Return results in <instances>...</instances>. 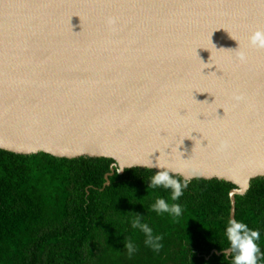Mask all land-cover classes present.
<instances>
[{
    "label": "water",
    "instance_id": "water-1",
    "mask_svg": "<svg viewBox=\"0 0 264 264\" xmlns=\"http://www.w3.org/2000/svg\"><path fill=\"white\" fill-rule=\"evenodd\" d=\"M14 1L0 0V149L111 157L105 185L114 166L147 159L192 179L229 181L236 185L229 192L234 217L235 196L264 177V49L248 45L251 26L264 20V0H230L241 12L229 22L215 17L221 26L195 20L190 28L213 40L195 49L184 46L185 25L177 23L182 41L166 38L163 23L143 18L138 6L117 14L111 0L101 16V0ZM29 11L42 18H22ZM222 28L234 34L219 38ZM101 32L100 39L124 43L118 54L98 40ZM173 50L183 61L178 75L171 61H157ZM222 56L227 65L231 58L255 62V76L209 75L221 71L212 62Z\"/></svg>",
    "mask_w": 264,
    "mask_h": 264
},
{
    "label": "trees",
    "instance_id": "trees-1",
    "mask_svg": "<svg viewBox=\"0 0 264 264\" xmlns=\"http://www.w3.org/2000/svg\"><path fill=\"white\" fill-rule=\"evenodd\" d=\"M114 162L0 149V264H231L221 250L228 247L224 230L235 184L191 179L178 201L182 215L173 218L150 210L157 197L171 202L170 190L147 187L157 170L117 173L113 167L105 185ZM132 213L144 215L142 222L163 236L159 253L131 227ZM234 217L260 230L264 253V177L251 179L248 190L235 196ZM127 239L138 246L131 258Z\"/></svg>",
    "mask_w": 264,
    "mask_h": 264
},
{
    "label": "bare ground",
    "instance_id": "bare-ground-1",
    "mask_svg": "<svg viewBox=\"0 0 264 264\" xmlns=\"http://www.w3.org/2000/svg\"><path fill=\"white\" fill-rule=\"evenodd\" d=\"M108 1L111 0H101V2L97 4V8L100 10L103 4L108 3ZM113 1L117 14L122 8H123L122 12L130 11L131 6L133 5V6H138L139 8L144 10L141 12V14L142 17L145 18L146 20L151 19L152 22H155L157 20L159 22H162L163 27L162 29H159V31L160 33L163 34L164 37L170 38L171 40L178 39L179 41H182V37L178 35V33L176 32L177 23H179L180 25L182 24L185 25L186 26L185 33H187L185 39L187 41L184 42V46H188L191 44V47H193L194 49L196 47L204 46L206 43L210 44L213 40L211 38H208L205 35V33H202L201 31L198 32L192 30L190 28V26L192 27L191 23H194L195 20L198 21L203 20L201 26L206 25L210 28L221 26L220 23H218L217 18L218 20H222L223 17L225 21L229 22L231 17H234L237 13L239 14L242 9L238 7L235 8L234 6H232L230 0H113ZM18 4L19 2L17 0L12 2L13 6H17ZM237 6H240V4ZM104 14H105V9L102 8L101 16H103ZM217 16H221V17H217ZM34 17H35V21L40 20L42 18L39 14L36 15L34 11H29L22 18H27V19L29 18L32 20L34 19ZM215 17L217 18L215 19ZM151 27L152 25L150 26V28ZM251 27H252V31L255 30L256 28H264V20L262 21V23ZM95 28L96 27H94L93 29ZM216 33L219 38H224L233 35L234 31H232L231 28H222L217 30ZM118 34L119 31L116 30V36H118ZM102 35H103L102 32L97 35L98 40L102 41V44L109 52H111L112 54L117 52L118 54V48L120 47V45H123L124 43L119 39H114L110 37H102L103 39H100L98 36H102ZM105 36H107V34ZM68 37L71 36L69 35ZM78 44L79 41L75 39L73 41V46L77 47ZM214 47L218 48L216 46H213V48ZM128 54L129 53L126 47L120 53L121 55L120 57L122 58L128 56ZM233 55L234 57L236 56L235 54ZM224 57L225 56L220 57L219 58L220 61L212 62V63L221 62L220 65L221 71L217 72L216 74L214 73L216 71L213 69L214 71L213 74H209V75L220 74V75L234 76L236 78L255 76L254 69L257 66L255 62L246 61V62H242L240 65H236L233 58H231L229 60L231 61V63L227 65L228 61L226 62V59ZM101 58H106V57H101ZM117 58H119L118 55ZM145 58H148L152 62L153 59H156V57L150 58L149 56H146ZM249 58L250 59L253 58V52L249 54ZM157 61L159 62L171 61L172 63L171 65L169 63L168 69L171 70L172 74H177V75L179 74V72L176 71L177 69L176 65L178 61H180V56L179 53H176L174 50L173 52L167 54L165 52L161 53L158 56ZM180 63H183V61L181 60ZM212 67L216 68V65Z\"/></svg>",
    "mask_w": 264,
    "mask_h": 264
},
{
    "label": "clouds",
    "instance_id": "clouds-1",
    "mask_svg": "<svg viewBox=\"0 0 264 264\" xmlns=\"http://www.w3.org/2000/svg\"><path fill=\"white\" fill-rule=\"evenodd\" d=\"M248 45L264 49V28H256L251 32L248 37ZM239 59H245L243 52L240 53ZM135 166L151 171L154 168L157 169L150 177L147 187L152 189L163 188L171 192V202L157 197L155 202L151 204L150 210L158 215L166 213L173 218L180 217L182 215V206L178 201L183 196L184 190L188 187L192 177L179 173L167 165L158 164L157 162L153 163L150 159L138 162ZM125 167L131 166H119L117 173L122 172ZM108 183L111 184V181H108ZM143 218L144 215L132 213L131 227L138 229L143 234V243L146 247L155 253H159L163 247V236L154 234L153 229L147 223L142 222ZM224 235L228 242V247L221 250V254L226 257L230 256L231 264H258V259L264 255L258 245V241L261 238L260 230L250 228L242 220H237L234 217L228 218ZM124 248L129 258L138 250V246L133 239H127Z\"/></svg>",
    "mask_w": 264,
    "mask_h": 264
}]
</instances>
